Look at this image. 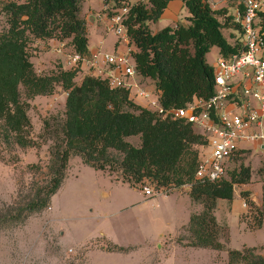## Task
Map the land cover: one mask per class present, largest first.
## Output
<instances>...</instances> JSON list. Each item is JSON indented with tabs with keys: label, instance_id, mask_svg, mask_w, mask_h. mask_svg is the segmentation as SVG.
Listing matches in <instances>:
<instances>
[{
	"label": "trees",
	"instance_id": "obj_1",
	"mask_svg": "<svg viewBox=\"0 0 264 264\" xmlns=\"http://www.w3.org/2000/svg\"><path fill=\"white\" fill-rule=\"evenodd\" d=\"M82 1L8 0L2 6L8 26L0 31V138L22 146L35 144L21 83L33 95L51 93L55 82L67 90L65 116L55 129L48 164L50 179L37 184L34 195L19 206L16 214L8 210L7 219L23 221L32 212L49 206L67 175L70 157L79 155L85 163L111 173L119 167L121 175L116 177L131 185L140 186L146 180L155 182L158 188L190 184V196L203 207L191 213L181 230L189 231V244L193 246L224 248L222 225L215 214L218 199H232L237 183L252 180L250 164L242 163L239 168L229 165L230 177L196 178L200 145L207 140L191 121L183 116H161L133 100L126 88L112 87L106 77L88 74L77 83L76 69H62L55 75L35 70L28 50L32 36L69 37L77 52L90 53L87 20L80 13ZM148 1L150 5L143 0H115L120 7L129 5L124 21L137 70L155 82L161 91L160 101L167 108L186 105L195 98L208 99L215 91V66L208 62L207 52L213 45L225 56L239 50L241 39L230 41L225 33L231 23L242 33L239 21L227 6L215 7L210 0H182L189 10L188 22L178 21L154 32L150 21L157 20L171 0ZM260 13L264 22V11ZM133 134L141 136L140 145L127 139ZM112 149L121 151L123 157L118 158ZM244 153L243 148L237 150L231 161ZM248 194L242 191L250 205L259 209L262 225L264 203L259 207ZM107 248L123 249L117 244ZM228 258V264H264L257 246L229 248Z\"/></svg>",
	"mask_w": 264,
	"mask_h": 264
},
{
	"label": "rangeland",
	"instance_id": "obj_2",
	"mask_svg": "<svg viewBox=\"0 0 264 264\" xmlns=\"http://www.w3.org/2000/svg\"><path fill=\"white\" fill-rule=\"evenodd\" d=\"M5 1L8 0H0V31L8 26L7 16L2 9ZM143 1L150 5L148 0ZM214 1L217 7L227 6L232 12L235 11L234 6L239 4L238 0ZM119 7L115 0H84L86 13L83 17L89 13L94 18L87 23L89 47L102 42L103 49H117L115 42L118 35L108 26L111 16ZM170 11L178 20L187 22L189 11L184 5L166 11L158 18V27L173 22L167 18ZM234 26L231 23L225 28V33L229 38V34L234 33L235 40L241 39L242 33ZM123 47L122 44L118 49ZM59 48H63V51ZM28 50L39 74L55 75L62 69H76L74 80L80 83L91 72L89 62L72 60L76 50L69 37L32 36ZM219 56L217 45L207 52V60L213 65H216ZM152 83L155 84L154 81ZM20 91L22 99L28 102L31 136L35 144L22 146L0 138V264H228L229 248L249 245L257 246V251L264 255V242L259 243L264 241V224L258 228L261 226L260 211L256 206H251L246 197L243 196L248 205L240 216L248 222V227L244 223L239 226L231 218L229 228L220 212L221 239L225 247H196L189 244L192 240L189 231L181 230L179 225L188 222L191 213L200 210L203 205L195 202L186 190H176L184 186L158 188L155 182L146 180L138 185H149L155 192L146 193L142 187L116 179L115 176L121 175L119 167H115L111 175L85 163L79 155L70 157L69 174L70 178H77L85 186V192L77 197L83 199L85 204L82 207H71L73 195L60 193L53 205L51 199L49 206L32 212L23 221L7 219L8 210L12 215L16 214L19 206L34 195L37 184L50 179L48 164L56 140L55 129L63 120L66 109L67 90L60 82H55L51 93L33 95L22 83ZM139 100L146 101L143 98ZM127 139L136 145L141 144L139 134L129 135ZM112 152L120 159L123 157L119 150L112 149ZM263 160L264 154H260L259 148H254V151L249 150L230 161V168H239L242 163L252 167V189H242L246 186L244 183L235 185L241 195L246 190L251 198L252 192L261 191L262 186L263 199ZM232 199L234 205L242 202L237 196ZM263 203L264 200L261 205H256L262 208ZM180 233L182 240L178 239ZM110 244L120 245L123 249L110 250L107 248Z\"/></svg>",
	"mask_w": 264,
	"mask_h": 264
},
{
	"label": "built area",
	"instance_id": "obj_3",
	"mask_svg": "<svg viewBox=\"0 0 264 264\" xmlns=\"http://www.w3.org/2000/svg\"><path fill=\"white\" fill-rule=\"evenodd\" d=\"M238 1L236 20L242 28L241 46L228 56L220 54L214 65L215 91L208 99L195 98L186 105L169 108L161 103V91L136 67L124 21L129 5L117 8L109 23L118 35L117 43L125 48H98L90 56L77 51L72 55L73 61L89 62V74L106 77L112 87L126 88L133 100L161 116H183L191 121L207 140L199 153V179L228 176L231 157L239 149L264 148V22L260 13L264 11V0ZM144 189L155 193L149 185ZM243 205L247 206V201Z\"/></svg>",
	"mask_w": 264,
	"mask_h": 264
},
{
	"label": "crops",
	"instance_id": "obj_4",
	"mask_svg": "<svg viewBox=\"0 0 264 264\" xmlns=\"http://www.w3.org/2000/svg\"><path fill=\"white\" fill-rule=\"evenodd\" d=\"M211 1V3L215 6V7H217L215 4H214V0H210ZM174 2H176V4H174L173 5V3ZM185 4H184V2L182 1V0H171L170 1V3L168 4V6L165 8V10H164V12L162 13V15L161 16H163V15H165L164 13L166 12V11H168V10H176L177 8H179V7H182V6H184ZM223 5H226L225 3L223 4ZM219 7V6H218ZM235 7V11L234 12H232L231 10H230V12L231 13H233L234 15H235V18H236V7H237V5L236 6H234ZM187 9H188V7H187ZM189 11V10H188ZM80 13L82 14V16H84V14L86 13L85 12V10H84V0L82 1V9H81V11H80ZM167 13V12H166ZM173 13L174 12H172V11H170V13L168 14V16H167V18H170V20H172L173 22H169V23H166V24H164V25H162V26H160V27H158V25H159V23L160 22H157L158 21V19L157 20H151L150 21V25H151V28H152V30L154 31V32H156L158 29H160L161 27H164V26H166V25H175L178 21H180V20H178L177 19V16L176 15H174L173 16ZM189 14V13H188ZM187 14V15H188ZM160 16V17H161ZM86 18H87V23H89L91 20L90 19H94L92 16H90V14L88 13L86 16H85ZM89 18V19H88ZM187 22H188V19H187ZM187 22H185V23H187ZM109 27V26H108ZM108 29H110V28H108ZM227 35V34H226ZM89 36V35H88ZM228 36V35H227ZM229 36H230V41H233V39H234V37H233V35H231V34H229ZM235 40V39H234ZM103 43L101 42V44L100 45H97V46H95V47H93V48H91V47H89L90 48V53L88 54V56H90L91 55V53L95 50V49H97V48H103ZM121 45H119L118 43H117V40H116V42H115V48H119ZM124 48V47H123ZM201 145H200V149H201ZM254 148H259L260 149V154L261 153H263L264 154V148H260V147H254V146H252L251 148H243V149H245V152H247V151H249V150H252V151H254ZM69 168H70V162H69V166H68V170H67V175H66V177H65V179H64V181H63V183L61 184V186H60V188L58 189V191L56 192V193H54L53 194V196H52V205H53V203H54V201H55V198L57 197V195H59L60 193H62V195L63 194H68V195H73V203H72V205H71V207H73V208H79V207H82L85 203H84V201H83V199H81V200H79V199H77V197H78V195L80 194V193H82L83 194V192H85V186L83 185V183L81 184L80 183V181L79 180H77V178H70L71 176H70V174H69ZM103 170H105V169H103ZM105 171H107V172H109L111 175L112 174H114V173H111L109 170H105ZM115 178L116 179H118V180H122V179H120V178H117L116 176H115ZM253 179V178H252ZM122 181H124V180H122ZM125 182H127V181H125ZM259 182H261L262 183V181H259ZM258 182V183H259ZM246 186H245V188H242V189H252L251 188V183L250 182H248V183H244ZM131 185V184H130ZM133 186H136V185H133ZM184 186V188H180V189H176V190H182V191H187L188 193H189V189H190V186H188V185H183ZM136 187H141V186H136ZM142 188H144V187H142ZM260 189H261V191L260 190H258V191H256V192H252V194H251V198L255 201V203H257L258 205H261L262 204V201H263V199H262V186L260 187ZM163 192H165V193H169V192H166V191H163ZM146 194V193H145ZM190 195V194H189ZM238 197L239 199H241L242 200V202L239 204V205H234L233 204V201H234V199H227V198H219L218 199V204H217V207H216V209H215V214H216V216H217V218H218V220L220 221V212L222 213V215L226 218V221H227V223H228V225H229V228H231L230 226H231V224H230V219L231 218H233V219H235V222H237V224L240 226L242 223H244L245 224V227H248V222L246 221V220H244V219H242L241 218V212L245 209V206L243 205V202H244V197H243V195H241V193L239 192V191H237V189H235V193H234V197ZM233 197V198H234ZM57 199V198H56ZM195 201V200H194ZM195 202H197V201H195ZM200 203V202H199ZM202 209V208H201ZM200 209V210H201ZM200 210H196V211H200ZM194 212V211H193ZM235 212V213H234ZM191 216V215H190ZM188 222H182V223H180V225H179V228H181L182 227V225H184V224H187ZM263 224H264V221H263V223H262V225L260 226V227H258V228H261V227H263ZM230 235H231V232H230ZM229 240H230V238H229ZM264 241H261V242H259V243H263ZM254 245H257V244H254ZM98 247V246H97ZM103 248L105 247V246H102ZM91 249V248H90ZM102 248H100L99 250H101ZM89 253H90V251H88V255H89Z\"/></svg>",
	"mask_w": 264,
	"mask_h": 264
}]
</instances>
